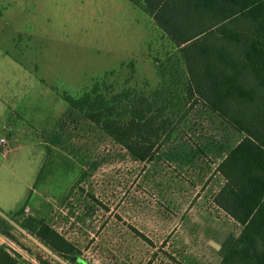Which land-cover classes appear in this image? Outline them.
<instances>
[{"label": "rangeland", "instance_id": "rangeland-1", "mask_svg": "<svg viewBox=\"0 0 264 264\" xmlns=\"http://www.w3.org/2000/svg\"><path fill=\"white\" fill-rule=\"evenodd\" d=\"M185 79L178 48L130 0H0V246L57 259L20 226L35 214L88 264H218L241 226L213 203L216 168L241 134L188 105ZM95 87L122 115L143 99L170 119L152 159L62 98Z\"/></svg>", "mask_w": 264, "mask_h": 264}, {"label": "trees", "instance_id": "trees-1", "mask_svg": "<svg viewBox=\"0 0 264 264\" xmlns=\"http://www.w3.org/2000/svg\"><path fill=\"white\" fill-rule=\"evenodd\" d=\"M130 1L178 48L186 70L185 102L211 111L241 134L216 168L223 184L213 203L241 226L222 242L218 264H264V0ZM96 89L62 98L132 157L152 159L170 119H161L143 99L139 106L129 101L128 115H122L116 101ZM27 203L28 196L16 214L22 215ZM20 226L57 257L35 256L37 264H88L44 218L26 215ZM0 264L27 263L1 245Z\"/></svg>", "mask_w": 264, "mask_h": 264}, {"label": "built area", "instance_id": "built-area-1", "mask_svg": "<svg viewBox=\"0 0 264 264\" xmlns=\"http://www.w3.org/2000/svg\"><path fill=\"white\" fill-rule=\"evenodd\" d=\"M0 144L4 145L5 144V139L4 138H0Z\"/></svg>", "mask_w": 264, "mask_h": 264}, {"label": "crops", "instance_id": "crops-1", "mask_svg": "<svg viewBox=\"0 0 264 264\" xmlns=\"http://www.w3.org/2000/svg\"><path fill=\"white\" fill-rule=\"evenodd\" d=\"M22 202H23V201H22ZM22 202H21V203H22ZM21 203H20V204H21ZM26 209H31V207L28 205V203H27V206H26L25 210H26ZM28 215H33V216H34L35 214H28Z\"/></svg>", "mask_w": 264, "mask_h": 264}]
</instances>
